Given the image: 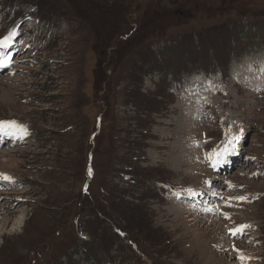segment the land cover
Segmentation results:
<instances>
[{"label": "rangeland", "instance_id": "374dc122", "mask_svg": "<svg viewBox=\"0 0 264 264\" xmlns=\"http://www.w3.org/2000/svg\"><path fill=\"white\" fill-rule=\"evenodd\" d=\"M5 37L0 264H264V0H0Z\"/></svg>", "mask_w": 264, "mask_h": 264}, {"label": "snow or ice", "instance_id": "6c2138e0", "mask_svg": "<svg viewBox=\"0 0 264 264\" xmlns=\"http://www.w3.org/2000/svg\"><path fill=\"white\" fill-rule=\"evenodd\" d=\"M11 37H5L4 40L0 41V44H3L5 47L8 46L9 40ZM10 62V60L8 61ZM5 61H0V66H4ZM13 128L16 129L18 132L24 131L23 125L18 124L16 121H0V129L4 128ZM231 143V140L229 141ZM213 155H219V152L213 153ZM0 178H3L5 180H10V177L3 176V174H0ZM192 195H196V193H191ZM238 199H246L245 197H239ZM248 227L247 225H242L239 229H236L237 232H240L243 228Z\"/></svg>", "mask_w": 264, "mask_h": 264}, {"label": "bare ground", "instance_id": "6f19581e", "mask_svg": "<svg viewBox=\"0 0 264 264\" xmlns=\"http://www.w3.org/2000/svg\"><path fill=\"white\" fill-rule=\"evenodd\" d=\"M15 59H17V57L15 58ZM14 59V60H15ZM255 79H253L254 80V82H253V84H258L259 83V78H261V76L259 75V74H256L255 76ZM168 121V120H167ZM165 122V121H164ZM174 154V153H173ZM175 155V154H174ZM174 155H173V157H174ZM178 158V157H177ZM175 159V158H174ZM230 162H227L225 159H221L220 160V164L218 165V167H219V169H225L226 167H228V166H226V164H229ZM176 168V167H175ZM239 192V191H238ZM208 200V199H207ZM184 204V203H183ZM9 208H10V206H9ZM175 210V209H174ZM24 212V211H23ZM26 221V217H25V214L24 213H22L21 215H19V217L17 218V220L15 221V223H14V227L12 228V230L13 231H18L19 229H21L22 228V226H23V224H24V222ZM16 233V232H15ZM168 237V236H167ZM169 239V238H168ZM195 258V257H194Z\"/></svg>", "mask_w": 264, "mask_h": 264}]
</instances>
